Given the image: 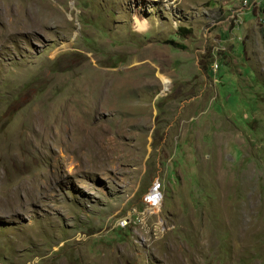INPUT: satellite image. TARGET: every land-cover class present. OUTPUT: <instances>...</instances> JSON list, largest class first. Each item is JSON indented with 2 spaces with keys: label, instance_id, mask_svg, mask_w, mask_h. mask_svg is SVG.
Segmentation results:
<instances>
[{
  "label": "rangeland",
  "instance_id": "374dc122",
  "mask_svg": "<svg viewBox=\"0 0 264 264\" xmlns=\"http://www.w3.org/2000/svg\"><path fill=\"white\" fill-rule=\"evenodd\" d=\"M249 3L0 0V264H264Z\"/></svg>",
  "mask_w": 264,
  "mask_h": 264
},
{
  "label": "bare ground",
  "instance_id": "6f19581e",
  "mask_svg": "<svg viewBox=\"0 0 264 264\" xmlns=\"http://www.w3.org/2000/svg\"><path fill=\"white\" fill-rule=\"evenodd\" d=\"M251 0H245V4L249 3ZM37 118V117H35ZM79 120L73 119L71 120V126L74 132L78 131L79 127L76 125V123ZM36 122V121H35ZM38 122V121H37ZM80 122V121H79ZM80 130V129H79ZM81 132V131H80ZM81 135V134H80ZM90 159V158H89ZM89 162V161H88ZM72 172V171H71ZM149 203L151 204L152 207L158 208L159 204L161 203V195L159 194V191H152V193L149 195Z\"/></svg>",
  "mask_w": 264,
  "mask_h": 264
},
{
  "label": "built area",
  "instance_id": "2783aa9c",
  "mask_svg": "<svg viewBox=\"0 0 264 264\" xmlns=\"http://www.w3.org/2000/svg\"><path fill=\"white\" fill-rule=\"evenodd\" d=\"M254 2H255V0H251L250 3L248 4V7H253Z\"/></svg>",
  "mask_w": 264,
  "mask_h": 264
},
{
  "label": "clouds",
  "instance_id": "9594fccd",
  "mask_svg": "<svg viewBox=\"0 0 264 264\" xmlns=\"http://www.w3.org/2000/svg\"><path fill=\"white\" fill-rule=\"evenodd\" d=\"M154 191H155V189H154ZM156 191H157V189H156Z\"/></svg>",
  "mask_w": 264,
  "mask_h": 264
},
{
  "label": "water",
  "instance_id": "95a60500",
  "mask_svg": "<svg viewBox=\"0 0 264 264\" xmlns=\"http://www.w3.org/2000/svg\"><path fill=\"white\" fill-rule=\"evenodd\" d=\"M155 191H156V189H155Z\"/></svg>",
  "mask_w": 264,
  "mask_h": 264
}]
</instances>
